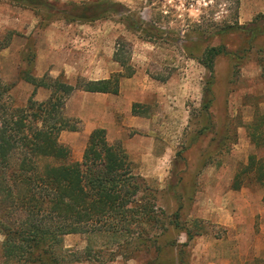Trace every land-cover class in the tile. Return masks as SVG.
Segmentation results:
<instances>
[{
  "label": "rangeland",
  "instance_id": "1",
  "mask_svg": "<svg viewBox=\"0 0 264 264\" xmlns=\"http://www.w3.org/2000/svg\"><path fill=\"white\" fill-rule=\"evenodd\" d=\"M96 1L101 0H47L55 9ZM110 1L124 6L121 14L94 22H72L53 8L0 0V38L13 33L11 45L0 52V63L4 80L14 84L15 99L23 104L33 93L32 85L20 79L25 60L34 59L38 77L63 74L75 84L78 79L92 80L119 72L114 53L119 43L125 42L135 75L121 81L116 97H104H115L116 104L125 109L131 103L142 104L139 117L144 120L135 128L119 119L118 128L99 110L102 104L107 107L109 100L77 92L69 98L65 114L80 130L60 135L61 143L71 150V160H82L90 133L105 128L100 124L106 120V125L113 124L105 128L109 141L123 142L136 165L135 172L155 189L157 204L166 215L178 211L179 196L184 204L182 223L192 227L193 221L201 222L202 234L191 242L169 226L161 243H188L190 264H264V192L248 179L240 189L232 187L251 155L264 156V147L258 149L252 144L248 128L257 121V115H264V35L254 41L244 59L217 60L213 121L209 126L202 110L209 72L193 59L196 52L186 53L184 35L195 36L191 24L200 20L205 25L211 14L222 21L223 0ZM126 15L158 24L162 32L157 39L146 38L128 27L123 18ZM226 20L264 26V0H240L238 15L227 13ZM244 41V34L233 33L214 43H224L231 52L244 56ZM49 95L38 90L36 99L44 101ZM79 110L81 116L75 114ZM3 239L0 236V258ZM86 245V236L68 235L62 249L83 251ZM172 253L165 247L166 264ZM143 261L118 256L108 264Z\"/></svg>",
  "mask_w": 264,
  "mask_h": 264
},
{
  "label": "trees",
  "instance_id": "2",
  "mask_svg": "<svg viewBox=\"0 0 264 264\" xmlns=\"http://www.w3.org/2000/svg\"><path fill=\"white\" fill-rule=\"evenodd\" d=\"M16 1L36 8H53L72 22L98 21L119 15L124 8L110 0L71 3L56 9L47 0ZM223 2L222 21L211 14L205 25L200 20L191 24L195 36L184 35L186 53L196 52L193 59L209 72L202 105L209 126L213 121L217 60L244 59L254 41L264 35V26H256V22L241 25L238 21H227V13L238 15L240 0ZM123 18L129 28L146 38L157 39L162 32L158 24L132 15ZM233 33L245 35L244 56L231 52L224 43H214ZM12 35L7 32L0 38V52L11 45ZM125 48L126 43L121 42L114 53L120 72L107 79H78L75 84L63 74L56 78L38 77L34 74V59L25 60L20 79L34 89L23 104L12 93L14 84L4 80L0 63V236L4 238L0 264H108L118 256L125 260L141 258L142 264H166L165 247L173 251L168 264H190L188 243H161V239L171 226L191 242L202 234L201 222L193 221L192 227L182 223L184 204L179 196L178 211L166 215L157 204L155 189L135 172L136 165L121 140L110 142L105 128L94 129L81 161H72L71 150L60 141L63 131L80 130L77 122L65 114L66 103L75 92L117 95L121 80L134 76ZM39 89L50 93L47 100L36 99ZM140 107L141 104L135 103L132 113L140 115ZM256 120L248 127L249 137L255 148L261 149L264 115H257ZM245 179L264 192V156L249 157L247 166L237 173L233 189H240ZM68 235L86 236L85 249H62L63 239Z\"/></svg>",
  "mask_w": 264,
  "mask_h": 264
},
{
  "label": "crops",
  "instance_id": "3",
  "mask_svg": "<svg viewBox=\"0 0 264 264\" xmlns=\"http://www.w3.org/2000/svg\"><path fill=\"white\" fill-rule=\"evenodd\" d=\"M113 62H115V61H113ZM115 64H118L117 62H115ZM119 65V64H118ZM119 67H120V71L122 70L121 69V66L119 65ZM119 71V72H120ZM118 73V72H117ZM115 74V73H114ZM135 75V74H134ZM110 76H112V75H110ZM110 76H104V77H98V78H94V79H92V80H100V79H107V78H109ZM134 76H132L131 78H124V79H122V80H131L132 78H133ZM121 80V81H122ZM120 86H121V83H120ZM39 90H44V89H39ZM46 91V90H45ZM77 92H82V91H77ZM77 92H75L74 94H73V96L75 95V94H77ZM86 93H88V92H86ZM90 94H94V95H100V96H103V97H100V98H106L107 100H109L110 102H109V105H106L107 107H105V105L104 104H102V106L100 107V109L99 110H102V113H104L105 114V116H107V115H109L111 118L110 119H113V124H114V126H119L118 124H119V119L120 120H122V124H124V125H127V126H130V127H135V128H139V126H141V122H142V120H144L143 118H141V117H139V115H134L133 113H132V107H133V103H131L130 105H129V107H127V109H125V108H122L120 105H118V104H116V99H115V94H104V93H90ZM118 94H120V89H119V93ZM117 94V95H118ZM104 96H115V97H104ZM71 99V98H70ZM69 100V99H68ZM103 100V99H102ZM68 103H66V106H65V109L66 108H68V104H69V102H70V100L69 101H67ZM94 104V103H93ZM140 104V103H139ZM95 105V104H94ZM142 105V104H141ZM96 106V105H95ZM94 107V106H93ZM95 109H98V107L96 108L95 107ZM76 115H80L81 116V111L79 110L77 113H75ZM144 117H146V116H144ZM104 120V119H103ZM106 120H105V122H103L102 124H100V126H102V127H105L106 129H109V126H113V124L112 125H106ZM110 123H112V122H110ZM119 128V127H118ZM89 132L92 130V129H87ZM158 160H160V158L158 159Z\"/></svg>",
  "mask_w": 264,
  "mask_h": 264
}]
</instances>
